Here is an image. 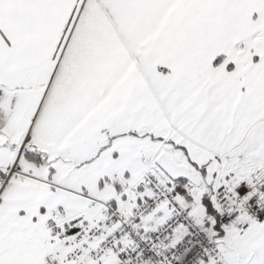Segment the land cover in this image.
<instances>
[{
	"label": "snow or ice",
	"instance_id": "snow-or-ice-1",
	"mask_svg": "<svg viewBox=\"0 0 264 264\" xmlns=\"http://www.w3.org/2000/svg\"><path fill=\"white\" fill-rule=\"evenodd\" d=\"M0 264H264V0H0Z\"/></svg>",
	"mask_w": 264,
	"mask_h": 264
}]
</instances>
